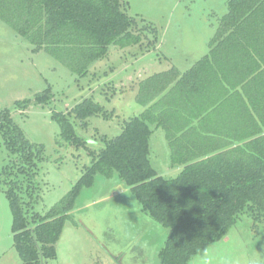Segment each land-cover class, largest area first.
Instances as JSON below:
<instances>
[{
  "label": "trees",
  "instance_id": "trees-1",
  "mask_svg": "<svg viewBox=\"0 0 264 264\" xmlns=\"http://www.w3.org/2000/svg\"><path fill=\"white\" fill-rule=\"evenodd\" d=\"M123 1L0 0V21L33 51L68 57L73 71L81 72L82 59L102 57L117 39L128 46L140 43L144 33L147 47L160 41L159 30L140 26ZM176 73L172 68L141 82L145 111L126 120L122 132L104 138L97 150L87 148L91 164L45 215L36 210L44 147L31 142L10 109L0 110V142L10 158L0 168V190L9 200L13 243L24 264H50L57 258L68 211L98 175L120 177L144 210L169 229L161 264H189L243 214L255 224L264 221V0H230L207 54L180 79L172 76ZM52 96L49 88L35 98L46 103ZM30 102L18 100L15 107ZM100 111L103 106L88 97L52 116L63 139L78 149L89 141L77 121L86 128L87 119ZM149 121L166 129L172 162L183 165L176 177L166 178L153 167Z\"/></svg>",
  "mask_w": 264,
  "mask_h": 264
},
{
  "label": "rangeland",
  "instance_id": "rangeland-1",
  "mask_svg": "<svg viewBox=\"0 0 264 264\" xmlns=\"http://www.w3.org/2000/svg\"><path fill=\"white\" fill-rule=\"evenodd\" d=\"M229 2L124 0V10L140 26L156 27L160 41L147 47L144 33L137 44L121 46L117 39L102 57L82 59L81 72L73 71L68 57L62 60L45 49L33 51L25 38L0 21V110L10 109L31 142L44 147L36 176L38 212L47 214L73 188L91 164L88 149L97 150L104 138L122 132L126 120L145 111L139 101L141 80L174 65L188 69L207 53ZM49 88L51 100L36 102V94ZM88 97L103 111L89 117L86 128L77 121L78 131L89 141L88 147L77 149L63 139L52 114L67 112ZM27 98L31 102L26 107H15ZM149 126L153 167L166 178L176 177L183 165L172 162L166 130L153 121ZM9 160L0 142V168ZM12 222L9 200L0 190V264H24L13 243ZM168 234L120 177L98 175L68 211L56 243L57 258L50 264H161L159 253ZM189 264H264V221L255 224L241 215L221 240L199 251Z\"/></svg>",
  "mask_w": 264,
  "mask_h": 264
},
{
  "label": "crops",
  "instance_id": "crops-1",
  "mask_svg": "<svg viewBox=\"0 0 264 264\" xmlns=\"http://www.w3.org/2000/svg\"><path fill=\"white\" fill-rule=\"evenodd\" d=\"M214 36V35H213ZM208 50H209V46H208ZM208 50H207V52H208ZM207 54V53H206ZM203 57V56H202ZM201 57V58H202ZM201 58H199V59H201ZM199 59H197L194 63H193V65L199 60ZM192 65V66H193ZM191 66V67H192ZM190 67V68H191ZM172 68H176L177 70H178V73H176V75H172V76H175L177 79H180V77H181V74H183L184 72H186L188 69H190V68H188V69H185V70H181L180 68H178L177 66H172L170 69H168V70H164V71H161V72H166V71H170ZM156 73H160V72H156ZM156 73H154V74H151V75H149L148 77H146L145 79H143V80H141V82L142 81H144V80H147L148 78H150L151 76H153V75H155ZM141 82H140V84H141ZM175 82V81H174ZM174 82H172V84L170 85V87L167 89V90H165V91H163V93L161 94V96H164L167 92H168V90L169 89H171V87L173 86V84H174ZM140 86V85H139ZM196 123V122H195ZM162 128H164L163 126H161ZM166 130V129H165ZM182 132H184V131H181V133L180 134H182Z\"/></svg>",
  "mask_w": 264,
  "mask_h": 264
}]
</instances>
